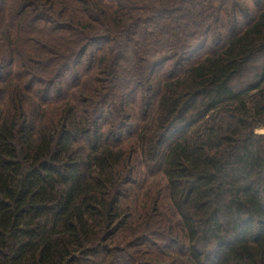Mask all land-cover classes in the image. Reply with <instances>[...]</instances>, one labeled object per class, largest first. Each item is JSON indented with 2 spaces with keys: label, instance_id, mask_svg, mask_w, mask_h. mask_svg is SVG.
I'll list each match as a JSON object with an SVG mask.
<instances>
[{
  "label": "trees",
  "instance_id": "16d2710c",
  "mask_svg": "<svg viewBox=\"0 0 264 264\" xmlns=\"http://www.w3.org/2000/svg\"><path fill=\"white\" fill-rule=\"evenodd\" d=\"M264 0H0V264H264Z\"/></svg>",
  "mask_w": 264,
  "mask_h": 264
},
{
  "label": "rangeland",
  "instance_id": "374dc122",
  "mask_svg": "<svg viewBox=\"0 0 264 264\" xmlns=\"http://www.w3.org/2000/svg\"><path fill=\"white\" fill-rule=\"evenodd\" d=\"M256 133L259 134V135H261V134L264 133V130L263 129H259V130L256 131Z\"/></svg>",
  "mask_w": 264,
  "mask_h": 264
}]
</instances>
